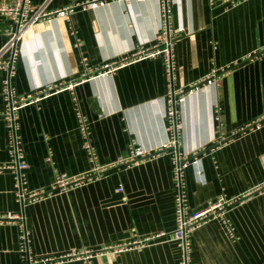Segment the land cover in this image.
Instances as JSON below:
<instances>
[{"label":"crops","instance_id":"0c3cea01","mask_svg":"<svg viewBox=\"0 0 264 264\" xmlns=\"http://www.w3.org/2000/svg\"><path fill=\"white\" fill-rule=\"evenodd\" d=\"M31 0L32 12L51 15L27 26L16 40L12 84L18 96L47 83L73 82L17 113L29 190L47 189L55 171L86 174L75 108L89 120L101 164L126 156L132 142L150 156L108 170L98 178L22 205L10 170L0 171V264H23L20 222L24 214L32 261L72 251H100L93 264H179L175 227L174 149L158 148L171 136L165 112L168 85L161 56L132 59L151 47L160 32L159 0ZM12 0H0V6ZM63 10L60 13L55 11ZM175 87H188L217 70L179 102L177 150L197 167L184 171L191 209L219 193L241 197L225 211L234 232L220 219L190 233L191 264H264V190L243 196L264 181V0H171ZM53 13V14H52ZM14 20L0 13V62L11 57ZM110 62V73L99 74ZM0 65V112L4 108ZM50 157V160L47 157ZM7 133L0 116V165L8 162ZM199 171V176H197ZM121 188V190H118ZM149 238L121 250L105 247ZM30 264H41L31 262ZM59 264H81L69 259Z\"/></svg>","mask_w":264,"mask_h":264},{"label":"built area","instance_id":"2783aa9c","mask_svg":"<svg viewBox=\"0 0 264 264\" xmlns=\"http://www.w3.org/2000/svg\"><path fill=\"white\" fill-rule=\"evenodd\" d=\"M123 1L125 2V0ZM170 1L171 0H159L161 27L155 43L148 48L142 46L138 47L132 52L129 59H143L147 57L161 56L163 60L164 74L168 85L165 118L167 119L168 126L171 130V136L158 148V150L162 151L167 148L174 149L172 155V181L175 188V227L171 232V235L181 248L179 264H191V231L199 225L210 220L220 219L225 226L228 237L234 238L233 227L229 219L225 217V211L241 197L229 198L223 193H219V195H217L213 201L209 202L206 206L200 209H191L188 204L185 193L184 171L190 165L197 167L198 159H190L188 156L179 153L177 150L180 127L177 106L185 94H190L197 91L199 86L204 82L215 81L218 76V72L216 69H212L205 79L193 83L188 87L174 86V42L178 36V31L173 29L171 26ZM227 1L236 4L239 0ZM101 2L102 0H92L85 1L78 5L83 8H95ZM62 11L63 10H58L54 13H60ZM0 13L9 15L16 24V31L11 36L7 45V47L11 50L10 60L7 62H0V65L5 69V77L2 82L4 108L0 112V116L5 122L7 133V153L9 157L7 163L0 165V171L10 170L13 173L15 179V196L22 207L26 202L34 201L40 197L50 195L55 192L64 191L84 181H90L92 179L98 178L108 170L135 164L151 155L150 152L143 149V147L132 142L128 155L119 156L109 163H99L96 150L91 142L89 120L86 115L83 114L81 109L76 107L75 115L77 120V129L82 137V147L85 150L88 160L91 164L90 170L86 174L78 177H68L63 173L55 171L53 180L47 189L34 191L29 190L27 187L26 176V169L28 165L24 158V152L21 147L20 136L18 133V110L27 104L38 102L51 93L64 89H71L74 86V83H47L25 95L18 96L16 94L15 87L12 84V76L14 75L13 62L16 53V40L27 26L51 15V13H45L41 11H37L35 13L32 12L31 0H12L11 4H3L0 6ZM118 64L119 63L115 62L106 63L101 67L98 73H110L116 68ZM47 159L50 160V157L48 156ZM197 176H199V171H197ZM118 190H121V188H118ZM262 190H264V181L251 187L243 196ZM5 217L8 219L16 218L20 222L21 233L19 235V252L21 253L23 264H30L31 262H40L41 264H59L69 259H77L81 264H93L92 258L94 255L99 254L100 252L92 250L72 251L70 253L43 257L38 261H32L29 256L28 233L25 227L24 214L21 213L16 215L8 213L5 215ZM148 239L149 238L135 239L131 242L114 245L113 247H105L102 251L110 249L121 250L131 247L132 245H142Z\"/></svg>","mask_w":264,"mask_h":264}]
</instances>
